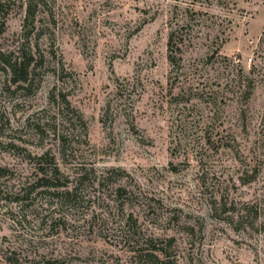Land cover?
I'll list each match as a JSON object with an SVG mask.
<instances>
[{
  "label": "rangeland",
  "instance_id": "obj_1",
  "mask_svg": "<svg viewBox=\"0 0 264 264\" xmlns=\"http://www.w3.org/2000/svg\"><path fill=\"white\" fill-rule=\"evenodd\" d=\"M1 1L0 264H264V0Z\"/></svg>",
  "mask_w": 264,
  "mask_h": 264
},
{
  "label": "trees",
  "instance_id": "obj_2",
  "mask_svg": "<svg viewBox=\"0 0 264 264\" xmlns=\"http://www.w3.org/2000/svg\"><path fill=\"white\" fill-rule=\"evenodd\" d=\"M31 3H29L27 7V16L26 19L30 18L31 15H34V12L31 7ZM3 8V3L0 0V10ZM8 13V11H7ZM6 11L3 12V21H1V28L0 31L2 30L4 24H5V18H6ZM260 41L264 42V30L262 32V36L260 38ZM168 48H169V59L174 60L175 59V54L177 52L179 53L181 51V46H180V39L177 35V32L175 30L171 31L168 37ZM18 53L16 52H9V53H2L0 51V63L3 65V69L6 70L8 73H10L12 81L13 82H26L28 81L29 75L31 73V65L33 64V57L29 53H27L22 47L18 48ZM252 60V59H251ZM264 75V66L262 65H257L256 63L252 64L250 67L247 75H246V84L244 91L247 92V96L251 93V90L253 88V84L259 78ZM38 161L35 163V170L37 173L43 174L40 179H43L44 183H41L39 186L44 185V186H65L66 183L63 182H57L59 180V175L60 172L58 170L57 164L54 162V157H50L48 153H45L39 157H36ZM9 169L7 167L1 166L0 165V177L5 176L8 173ZM35 184V185H34ZM38 185V180L37 183L36 181H33L32 183L28 184V188L31 190ZM77 186L75 185L71 190L66 189L63 192H57L54 191L56 194L55 196H59L60 200L63 195H74L75 194V189ZM117 190L120 191V193H125L127 192L124 187H117ZM21 191V190H20ZM17 192L18 193H20ZM31 192V191H30ZM28 194V193H27ZM0 195V200L2 199ZM22 198V197H20ZM19 197L13 199L18 200L20 199ZM147 246L145 247L147 250H153L157 251L158 254L161 256V259L159 260L163 264H173L175 263V260H172L170 253L168 251V246L167 245H151V244H146ZM149 254L153 255L151 252ZM158 257V255H155ZM7 261L10 263L16 264L17 262L11 257H7Z\"/></svg>",
  "mask_w": 264,
  "mask_h": 264
}]
</instances>
